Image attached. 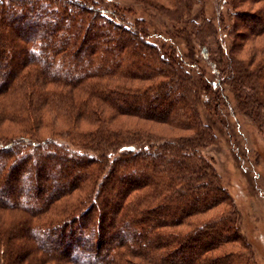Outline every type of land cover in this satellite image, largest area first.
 Listing matches in <instances>:
<instances>
[{
	"label": "trees",
	"instance_id": "trees-1",
	"mask_svg": "<svg viewBox=\"0 0 264 264\" xmlns=\"http://www.w3.org/2000/svg\"><path fill=\"white\" fill-rule=\"evenodd\" d=\"M132 1L159 41L94 0H0V264H254L204 113L264 140V0L218 22L205 0Z\"/></svg>",
	"mask_w": 264,
	"mask_h": 264
},
{
	"label": "rangeland",
	"instance_id": "rangeland-1",
	"mask_svg": "<svg viewBox=\"0 0 264 264\" xmlns=\"http://www.w3.org/2000/svg\"><path fill=\"white\" fill-rule=\"evenodd\" d=\"M80 1V0H76ZM99 2V9H104L107 16L116 6L125 19L139 18L145 16L150 19L153 25V33L149 39L159 41L158 35H165V20L149 8H145L132 0H94ZM88 3V2H86ZM90 3V2H89ZM37 10L50 12L46 4H37ZM205 13L209 17H224L227 20L225 0H205ZM256 5L247 8L254 12ZM201 7L195 6L192 18L196 19ZM246 9V7H245ZM69 18L77 15V10L72 8ZM117 18V17H114ZM224 36V34H222ZM181 50L187 53L183 46ZM194 62L191 67L194 73L198 70L210 75L209 67H204L200 61ZM192 66V65H190ZM190 68V67H189ZM204 119L209 122L212 119V126L215 133V141L204 149L205 154L211 158L222 184L230 194L234 206L239 214L237 221L238 232L243 237L247 246L245 253L250 256L254 264H264V140L263 134L248 121L245 117L231 110L228 105L219 106L215 113L205 112ZM153 126V125H152ZM154 126V130H158ZM42 133L47 129L42 128ZM29 166H25L28 168ZM30 170V169H29ZM211 213L203 215L206 217ZM233 247L239 246L236 243ZM242 249V248H241Z\"/></svg>",
	"mask_w": 264,
	"mask_h": 264
}]
</instances>
